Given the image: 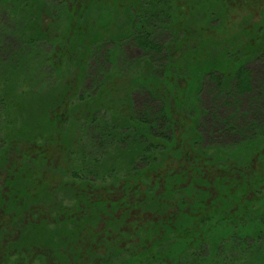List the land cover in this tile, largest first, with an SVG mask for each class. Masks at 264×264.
Here are the masks:
<instances>
[{
  "label": "trees",
  "instance_id": "16d2710c",
  "mask_svg": "<svg viewBox=\"0 0 264 264\" xmlns=\"http://www.w3.org/2000/svg\"><path fill=\"white\" fill-rule=\"evenodd\" d=\"M234 2L0 0V217L19 223L45 170L70 169L76 183L125 184L133 207L169 214L161 257L147 264H264V79L253 107L236 105L254 91L246 63L264 39L254 22L223 27ZM208 79L234 101L226 130L241 139L212 152Z\"/></svg>",
  "mask_w": 264,
  "mask_h": 264
},
{
  "label": "flooded vegetation",
  "instance_id": "af4514ba",
  "mask_svg": "<svg viewBox=\"0 0 264 264\" xmlns=\"http://www.w3.org/2000/svg\"><path fill=\"white\" fill-rule=\"evenodd\" d=\"M261 9L256 11V18L252 23L258 25L254 39H264V13ZM263 53L264 46L256 55ZM250 60L246 64L251 70L248 66ZM250 75L253 76L252 70ZM54 174L59 179L56 186L64 189L68 179L64 181L63 174L55 172L50 176ZM93 179L94 184L78 182L80 187L76 188L70 204L62 205L64 211H52V205L44 206L45 209L38 205L42 199L53 197L48 189L49 181L43 180L39 182L42 185V190L39 191L42 196L36 198L33 193L35 197L31 203L34 205L30 208L34 212L27 214L28 211L25 210V218L19 219V223L13 221L10 213L1 214L0 264H117L124 258L145 264L148 257L155 259L160 256L169 214L155 215L133 207L134 190H127L125 184L117 187L109 181V185L105 187L99 178ZM129 195L132 197L130 206L122 201ZM101 199H105L107 207H110L108 212L100 209L98 204ZM118 199L121 200V207L113 210L112 202ZM19 203L23 204L22 200ZM174 221L175 218L168 221V224ZM32 227H46L51 233L47 241L49 244L33 242L28 231ZM13 233L15 236L11 238ZM154 248L160 254L154 253Z\"/></svg>",
  "mask_w": 264,
  "mask_h": 264
},
{
  "label": "rangeland",
  "instance_id": "374dc122",
  "mask_svg": "<svg viewBox=\"0 0 264 264\" xmlns=\"http://www.w3.org/2000/svg\"><path fill=\"white\" fill-rule=\"evenodd\" d=\"M233 1L235 2L232 3V5L234 7L240 6V10L234 9L233 12L230 14L231 18H227L226 24L223 26L224 28L229 30L231 34L235 31H238L240 26L242 27L249 22H254V19L256 18V11L261 9V0H254L256 1L255 3H257L255 5L247 4V0H231V2ZM213 24L214 22H211L209 23V26H212ZM126 49L128 54L132 57L135 56L137 58V56L141 54L140 49L134 47V45L131 43L126 46ZM248 66L253 71L252 83L254 91L246 93L244 94V96L242 95L240 96V98H238L239 101L236 103V105L237 107H241L240 109L242 111H244V109H249L246 108L248 104L253 107L252 101H254L256 93L255 90L258 89V86L262 83V80L264 79V53L253 56ZM214 88H216L215 82L212 81V79H208V84L203 93V106L204 110L207 111L208 115L205 116L202 126L206 136V140L204 142H207V145L210 146L209 148L211 149V152L213 151L212 148L214 147H232L235 142L241 140L240 137L238 138L237 134L231 133L229 132V130H226L227 124L225 123V121L233 112H235V107L233 108V105L235 104L234 101L229 102L226 101V99H218V95L215 94L216 89ZM134 97L138 104L139 102H142L144 100L146 101L145 95L139 92H135ZM212 97H214V99H212ZM237 120L239 121V123L242 122V118ZM235 155H237L236 152ZM49 160L51 161L52 165L58 166L59 163H61L59 159V152H52ZM48 164L50 165V162ZM45 171L46 172L44 173L43 180L49 181L48 189L51 191V193H53V197H49L48 199L46 197V199H42L41 202L38 203V205L43 206L44 209L46 208L44 206L47 205H69L70 199H72L75 195L76 188L80 187L78 186L79 183H72L74 180L70 178V169H67V171L64 172L69 176V178L63 179L64 181H67L68 179V183L64 189H61V187L58 188V186H56L59 179L55 177V174L51 177L50 175L52 174V172L49 169H46ZM64 173L62 174L65 178L67 177V175ZM69 179L71 180L69 181ZM28 231L30 232L29 234H31L29 237H31L33 242H44L46 244H49V242L47 241L51 233L49 230H47L46 227H32L29 228ZM14 236L15 234L13 233L11 238H13ZM27 240L28 238H26V241Z\"/></svg>",
  "mask_w": 264,
  "mask_h": 264
}]
</instances>
